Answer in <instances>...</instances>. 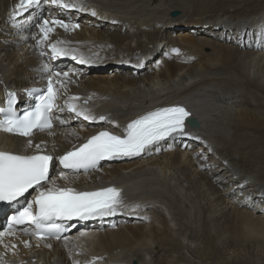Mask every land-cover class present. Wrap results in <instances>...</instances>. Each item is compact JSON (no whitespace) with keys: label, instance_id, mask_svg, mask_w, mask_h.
Wrapping results in <instances>:
<instances>
[{"label":"bare ground","instance_id":"6f19581e","mask_svg":"<svg viewBox=\"0 0 264 264\" xmlns=\"http://www.w3.org/2000/svg\"><path fill=\"white\" fill-rule=\"evenodd\" d=\"M64 2L85 10L42 3L14 15L19 0H0V103L14 91L24 106L23 90L47 86L46 65L61 73L59 104L96 119L67 104L57 113L62 125L31 137L0 130V147L62 152L101 126L120 130L183 101L202 125L97 171L69 173L54 162L58 186L116 183L124 205L69 222L59 240L5 233L0 252L25 264H264V0ZM45 19L79 27L50 23L39 43ZM52 44L70 54L55 56ZM93 53L116 62L100 64Z\"/></svg>","mask_w":264,"mask_h":264},{"label":"snow or ice","instance_id":"6c2138e0","mask_svg":"<svg viewBox=\"0 0 264 264\" xmlns=\"http://www.w3.org/2000/svg\"><path fill=\"white\" fill-rule=\"evenodd\" d=\"M42 3L85 10L83 5L65 3L64 0H19L17 12L14 15L31 8H39ZM91 14L96 15L95 11ZM50 23L66 30L79 27V24H66L59 19L51 22L45 19L40 24L42 40L39 43L47 40L49 33L53 31L49 27ZM51 49L57 57L70 54L69 49L57 47V44H52ZM173 51L179 53V49H173ZM76 58L73 56V59ZM80 62L85 61L81 59ZM42 71H45L48 76L46 89H31L26 92V95L34 96L38 102L31 111H26L21 115L14 108L17 103L16 95L10 93L7 109L0 108V113L3 114V119H0V130L31 137L34 130L43 131L52 128L54 110H63L57 104L58 89L54 90V81L61 87L64 85L58 79L61 76L60 72H53L46 65ZM68 75L67 72L63 73L64 77ZM67 107L69 111L74 112L76 116H83L85 120L96 119L86 110L78 109L73 103H69ZM189 115L190 113L180 106L157 109L129 123L126 129L127 134L123 138L107 131L100 132L78 149L59 156L58 163L64 169L88 170L96 168L104 159L139 155L149 145L167 137L186 135L185 120ZM99 119L104 120L106 117L100 116ZM28 144L29 147L32 146L31 140ZM35 147L40 149L39 144ZM52 161L53 156L47 154L23 155L0 151V202H18L19 198L24 197L29 190H35L36 195L33 200L26 203L22 210L12 217V222L16 225H34L33 234L37 239L43 240L49 236L59 239V234L66 229L57 223V220H72L73 218L88 220L96 216H110L124 205L121 191L116 188L77 191L72 187L58 186L56 181L49 176ZM62 178L67 179V175L63 174ZM24 230L27 231V229ZM3 236L4 233L0 232V238ZM25 246H30V244L25 242Z\"/></svg>","mask_w":264,"mask_h":264},{"label":"rangeland","instance_id":"374dc122","mask_svg":"<svg viewBox=\"0 0 264 264\" xmlns=\"http://www.w3.org/2000/svg\"><path fill=\"white\" fill-rule=\"evenodd\" d=\"M99 54V55H98ZM98 56H100V53H93L92 54V57H94V58H92V60H98V62H100V64H113V62H116L114 59H113V57H108L106 54H103V57H101L100 59H98L99 57ZM104 61H105V63H104ZM87 104V103H86ZM221 158V157H220ZM230 165H231V163H229ZM232 173H234V172H232V171H230V174H232ZM255 183H259V182H251V184H255ZM246 188V186L244 187V189ZM256 187L253 185V189H255ZM246 190V189H245ZM187 254L188 255H190L191 253L190 252H187ZM56 258H57V263H59L60 262V258L58 257V255H56Z\"/></svg>","mask_w":264,"mask_h":264},{"label":"water","instance_id":"95a60500","mask_svg":"<svg viewBox=\"0 0 264 264\" xmlns=\"http://www.w3.org/2000/svg\"><path fill=\"white\" fill-rule=\"evenodd\" d=\"M191 124H192L193 126H198V125H199V121H197L196 119H192V120H191Z\"/></svg>","mask_w":264,"mask_h":264}]
</instances>
